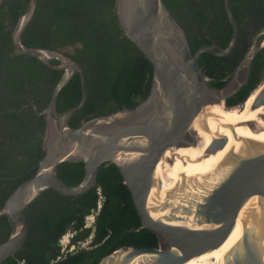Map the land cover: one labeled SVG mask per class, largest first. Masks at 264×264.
Masks as SVG:
<instances>
[{
	"label": "water",
	"instance_id": "95a60500",
	"mask_svg": "<svg viewBox=\"0 0 264 264\" xmlns=\"http://www.w3.org/2000/svg\"><path fill=\"white\" fill-rule=\"evenodd\" d=\"M6 0H0V8ZM39 0H30L27 12L18 20L13 42L19 54L37 58L47 67L62 71L49 105L41 112L46 118L43 135L45 155L36 174L23 182L0 210L11 232L0 244V264L16 255L27 242L30 224L27 209L47 189L78 197L98 182L100 167L115 164L128 186L141 218V228L161 238L160 248H123L105 257L99 264H186L193 258L219 249L242 224L229 264H264V143L247 140L220 176L197 177L194 188L168 198L157 176L158 164L168 151L196 144L192 126L207 106L226 104L248 84L255 57L264 49L262 30L236 72L223 88L211 87L199 65L204 53L230 55L239 37V27L225 0L228 19L234 30L228 47L209 45L192 52L185 29L173 17L163 0H117L116 13L127 37L152 64L154 73L150 94L136 108H124L98 116L72 128L71 117L88 98L86 72L82 64L65 50L28 47L23 38L33 21ZM52 61H58L54 65ZM76 73L82 81V100L76 107L59 114L60 92ZM259 85L258 88H260ZM255 89L253 92H255ZM251 107H264V85ZM253 92L240 105L245 110ZM264 132V114L250 124ZM229 143L221 136L209 146L207 154L217 153ZM82 161L85 175L75 186L59 176L64 162Z\"/></svg>",
	"mask_w": 264,
	"mask_h": 264
},
{
	"label": "trees",
	"instance_id": "16d2710c",
	"mask_svg": "<svg viewBox=\"0 0 264 264\" xmlns=\"http://www.w3.org/2000/svg\"><path fill=\"white\" fill-rule=\"evenodd\" d=\"M185 29L193 53L218 45L228 47L234 30L225 0H163ZM30 0H6L0 8V210L23 182L32 178L45 155V116L39 115L51 100L63 72L37 58L19 54L13 42L18 20ZM117 0H39L36 15L23 42L28 47L51 50L73 48L70 54L85 69L88 98L70 119L72 128L92 118L124 108L134 109L146 100L154 69L143 52L127 37L116 13ZM239 37L228 56L204 53L199 65L211 87L223 88L264 30V0H230ZM58 65V61H52ZM264 81V50L253 61L250 84L240 101ZM82 81L79 73L60 92L59 114L79 105ZM85 175L82 161L64 162L59 176L71 186ZM102 201L100 210L99 203ZM95 214V221L87 219ZM30 233L24 247L3 264H99L123 248H160L161 238L140 229L141 218L119 168L100 167L97 185L78 196L45 190L27 209ZM6 216L0 217V244L10 235ZM73 233L64 248L62 239ZM89 242L87 248L82 244ZM74 247V250H71Z\"/></svg>",
	"mask_w": 264,
	"mask_h": 264
},
{
	"label": "bare ground",
	"instance_id": "6f19581e",
	"mask_svg": "<svg viewBox=\"0 0 264 264\" xmlns=\"http://www.w3.org/2000/svg\"><path fill=\"white\" fill-rule=\"evenodd\" d=\"M260 88L253 92L247 101L246 109L239 113L230 111L225 116L214 113L215 107H224V104L207 106L201 112L191 129L195 134L196 144L168 151L158 164L157 176L164 195L170 198L180 191L190 192L195 187L194 179L197 177L220 176L223 167L229 164L240 150L245 149L248 139L264 143V132L257 134L250 129V124L264 114V107L251 111ZM221 136L229 138L227 146L217 153L207 154L212 142ZM241 234L242 224L239 221L225 244L219 249L193 258L186 264H229ZM133 264H141V261H135Z\"/></svg>",
	"mask_w": 264,
	"mask_h": 264
},
{
	"label": "flooded vegetation",
	"instance_id": "af4514ba",
	"mask_svg": "<svg viewBox=\"0 0 264 264\" xmlns=\"http://www.w3.org/2000/svg\"><path fill=\"white\" fill-rule=\"evenodd\" d=\"M257 37V36H256ZM255 37V38H256ZM254 38V40H255ZM253 40V41H254ZM260 42L262 43V41L264 42V37H261L260 39ZM218 46V45H217ZM264 50V49H263ZM262 50V51H263ZM261 51V52H262ZM253 67V65H252ZM236 72V71H235ZM251 75H252V68H251ZM251 75H250V79H251ZM250 79H249V82L247 85H245L236 95H234L233 97L229 98L226 102V104H224V107L228 110H232L233 107H236L237 105H240L242 104L244 101H240V95H241V91L247 87L249 84H250ZM209 80V79H208ZM210 83V82H209ZM223 106H218V107H215L214 109V113L218 114V115H221V112H225L226 109H224ZM241 111V110H240ZM225 116V115H224Z\"/></svg>",
	"mask_w": 264,
	"mask_h": 264
},
{
	"label": "rangeland",
	"instance_id": "374dc122",
	"mask_svg": "<svg viewBox=\"0 0 264 264\" xmlns=\"http://www.w3.org/2000/svg\"><path fill=\"white\" fill-rule=\"evenodd\" d=\"M65 51H67V52H69V53H72V52L74 51V49H73V48H66ZM263 84H264V81L262 82L261 86H262ZM224 109H226V108L224 107ZM230 111H237L238 113L240 112L239 108H233L232 110H228V109H226L225 112H221V116L226 115V114L229 113ZM222 119H223V118H222ZM224 121H226V120H224ZM92 224H93L92 219H88V220H87V225H88V226H91ZM72 235H73V233H69L67 236H65V237L62 239V241H61V245H62L64 248H66V246L69 244V241H70V239L72 238ZM88 246H89V242L84 243V244L81 245V247H83V248H87ZM74 249H75V248L72 247L71 250H74Z\"/></svg>",
	"mask_w": 264,
	"mask_h": 264
},
{
	"label": "built area",
	"instance_id": "2783aa9c",
	"mask_svg": "<svg viewBox=\"0 0 264 264\" xmlns=\"http://www.w3.org/2000/svg\"><path fill=\"white\" fill-rule=\"evenodd\" d=\"M101 206H102V201H100V203H99L98 211L100 210ZM88 219H92V222L94 223V221H95V214L92 215V216H90ZM88 219H87V220H88Z\"/></svg>",
	"mask_w": 264,
	"mask_h": 264
}]
</instances>
